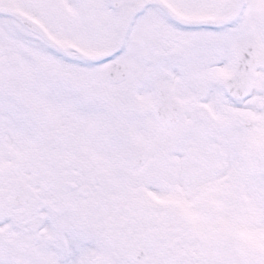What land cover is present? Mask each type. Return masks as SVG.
Segmentation results:
<instances>
[{
  "label": "rangeland",
  "instance_id": "rangeland-1",
  "mask_svg": "<svg viewBox=\"0 0 264 264\" xmlns=\"http://www.w3.org/2000/svg\"><path fill=\"white\" fill-rule=\"evenodd\" d=\"M88 1V2H87ZM110 0H65L64 3L58 5L57 14L54 8V3L50 0H42L41 6L45 5L44 9L41 11L39 7H37L35 14L41 17L42 21L47 27H55L64 29L66 28V23L70 20L81 19V14L88 13L90 16L89 22L87 26L94 30H100L101 27L105 29L108 26L111 31L108 32L109 35L113 36L115 30H118L122 19L131 11L133 5L140 0H123L121 6L117 10H112L109 6ZM172 2V6L176 11H187L189 15L186 16H204V15H218V13H214L218 11V8L222 7L223 1L221 0H168ZM214 1V2H212ZM264 0H248L247 7L251 10H258V12L264 11ZM88 4L89 9H82L83 5ZM5 4H0V6ZM155 11L153 17L150 19L151 23H155L159 26V30L154 26L157 31V34L160 32H166V30L170 29L165 25L164 19L160 17V14L156 12V9H148V11ZM251 10H247L241 20V22L237 26L232 27H223L220 29H211V28H192V29H184L187 30L184 35V39L180 45V53L175 56L176 63L178 64L179 60H188L192 59V61L197 60L208 61L210 57L212 59L220 58L222 56L230 55L232 50V45L230 41L233 36H237L239 31H249L252 34L258 33L261 27H264L261 24V20L263 17L257 15ZM76 11V12H75ZM144 12L143 16L138 20V25L142 24L144 20L148 17L149 12ZM146 13V14H145ZM191 13H194L191 14ZM56 15V16H55ZM185 15V14H182ZM1 18V17H0ZM56 20V21H55ZM107 22V25H105ZM151 23L149 25L151 26ZM146 24V27H149ZM16 24L12 23H0V39L9 44L13 43L16 48L22 49L25 46L26 52L24 53L25 60H34V67H30L29 70H25L24 67H19L12 70H5L2 65H0V91L7 90L6 83H8V87L11 86L10 90L15 92H22L23 90L27 93L35 92L37 93H46L44 96L42 103L36 100L33 101L28 94V99L30 101L31 106L38 107L39 111L36 112L32 108L30 110L25 106V102H20L18 104H10L8 103V95L4 94L2 97L0 96V113L4 111L7 112V116L4 118H0V136L5 133V130L8 129V136L11 137L14 141L18 142L19 155L20 159H50L51 157H63L69 158L71 157L75 151H83L76 150L74 147H64L63 143H58L55 133L53 130L46 129L43 130L40 123V116L44 114L47 118L48 115L55 116V120L57 115L64 114L67 110H72L79 119L85 123L88 127L89 131V140L87 149L92 152L98 153L101 160H105L107 158L112 159L116 157V152H105L103 146L108 141H115V138L112 137V134L116 136V130L112 131L108 128L114 120V112L110 106L106 105L104 98H99L93 96L86 98V94L89 90L85 91L84 86H72L70 83L60 79L58 81V87L55 90L52 88L55 85V81L53 78L49 76L52 73L47 72L49 65H53L56 62L51 61V56L46 54L38 43L30 40L27 36L23 35L21 32L16 30ZM105 26V27H104ZM18 27V26H17ZM106 27V29L108 28ZM170 28L171 25H169ZM2 28H6V33L2 32ZM137 30V27L135 28ZM153 32H146L144 30L143 34L146 37L152 38ZM115 38V35H114ZM240 38V37H239ZM21 42V45H18L17 41ZM236 40V39H235ZM162 43V40L160 41ZM77 46L81 49L89 48L90 45L77 41ZM142 45L147 47V43L142 40ZM161 49V46H158ZM136 46L134 44H130V51H135ZM60 59V58H59ZM68 66L59 65L58 68L60 70L69 69L72 71H77L73 73L74 77H89L87 75L88 70L82 69L79 66L80 64H76L73 62H68ZM190 68V65L185 69L186 71ZM33 71L30 74V70ZM93 75H100L99 70H92ZM25 75L27 77V81L23 83L22 87H17V82L22 76ZM28 76H31V80L29 81ZM45 80L47 86L51 89H47L42 91V83ZM76 81L78 79H75ZM140 88L146 89L148 88V81L145 79ZM218 89V83L215 80L209 86L208 90L214 91ZM82 94L80 97L73 100V95ZM41 95V94H38ZM13 96V95H12ZM150 97L145 96L141 98L138 102V105L128 106V110L119 111L123 113L122 117H119V121L123 122L125 120H130L136 123L139 126H143V123L149 121V101ZM17 100V99H15ZM251 102H244L242 104L229 102L226 100L219 99V103L217 106H213L212 102H207L208 110L210 109V113L203 111L202 114L198 116V119L194 117L195 115H187L193 118V121L184 120L183 123L187 124V132L184 131L185 127L181 129L174 130L170 132L166 138L171 139V144L175 143L178 146L174 150H171L170 154H174L176 157L180 156L184 153L181 147H179V140L183 142V135L190 134V126L192 124H202L207 125L208 123H214L219 128L224 129L225 126H230L233 129V139L231 141V145L228 147V152L234 156H240V160L234 163V171L242 170L246 168L247 163L240 162L241 160L249 161V165L251 168L255 169L257 172H260L264 169V111H258L257 109H253L251 106ZM223 104V106L229 109L232 114H220L219 113V105ZM189 113L190 106H188ZM241 115H246L252 117L256 121V125L254 129L250 132H245L238 125V118ZM52 119V118H51ZM102 127V129L99 127ZM182 125V124H181ZM180 127V126H179ZM64 136L69 138L71 133L78 134V138H85V129L83 126L67 122L65 124ZM204 135H208L207 128L203 131ZM210 135V134H209ZM43 140V142H41ZM226 142L224 141L223 144ZM216 146V144L212 145ZM223 149L225 147H218V149ZM86 155V153L84 152ZM9 168L7 171H3L4 177L7 180V183L14 180L17 177H20L23 181L29 183L32 188L38 191V182L41 181V176L39 175V170L33 169L31 166H26L25 169L22 170L20 164H16L13 162V158H8ZM81 161L73 160L68 164L69 172H72L73 175L81 174V172L86 173L87 175H94L91 173V168H83L87 167ZM62 163H58L57 170L62 169ZM64 175V174H63ZM260 177V175L252 174L250 177L248 176L247 182L244 184V187L237 192H233L232 188L235 187V179L231 181L226 188H229L228 194L222 196V199L217 203L227 204L229 197L232 202L234 195L235 197V208H238L239 211L236 215V218L232 217L235 210H230L229 214L231 215L229 221L231 225L237 226V232H242L239 230L240 226L244 224H254L248 226H244V230L250 229L245 235V232H242L241 238H226V232H230L231 227L227 224L221 222V220L215 221L217 219L211 218L207 221V224H210L212 221L217 223L219 222V226H210L211 229L220 228L222 231V237L216 238L217 240L225 239L228 240V243L217 242V264H264V190L258 187L256 180ZM261 176L257 181L261 184ZM87 181V180H86ZM49 185V181L47 179L43 180L42 186L47 187ZM186 182L182 181V189L175 190L171 193L176 199L177 208L179 211L185 215L190 217L192 211L203 212L206 210L207 205L205 207L198 208L199 203H197L200 198L199 196H195L192 207L189 208L190 213L187 210L184 211V203L185 199L188 198V195L191 194L189 190L184 188ZM40 189V188H39ZM3 187L0 186V238H34L33 230L30 228H22L21 223L17 221L16 214L11 215L4 210V194ZM219 191H223V189H219ZM232 191V192H231ZM65 192V190H64ZM219 192H210L208 195L213 197H218L216 195ZM199 194V193H198ZM205 194V193H204ZM52 196H58V198L63 199L67 198L66 192L64 195L62 193H58L55 190L52 193ZM70 196V194H68ZM182 204V205H180ZM215 204V203H214ZM176 214V212H174ZM29 212L27 214L29 218ZM105 221V226L111 228L110 225L107 224V219ZM200 223L202 220H199ZM103 222V219L100 220ZM258 224L259 228L255 229V224ZM158 221H156L155 229L153 232H150V228L145 227V222L142 224H137L136 230L130 231L127 233L125 238H130V240H135L132 238H159L158 236L164 228L161 226L158 228ZM186 227L187 225L184 224ZM197 227V231L199 233L200 228L202 227L200 224L195 222ZM253 226V227H252ZM188 228V227H187ZM189 229V228H188ZM141 230V231H140ZM188 236L191 238H200L196 229L192 228L189 230ZM8 232V233H7ZM123 234L126 231H122ZM201 235V234H200ZM245 235V236H244ZM205 236V235H203ZM211 238V237H209ZM140 240V239H138ZM239 244L233 245L230 242H238ZM261 247V248H260ZM259 255V256H256ZM19 255L11 256L10 263L14 264L15 260ZM209 256V255H208ZM262 257V258H261ZM210 258V256H209ZM209 261V259H206ZM209 264V263H207Z\"/></svg>",
  "mask_w": 264,
  "mask_h": 264
},
{
  "label": "flooded vegetation",
  "instance_id": "flooded-vegetation-1",
  "mask_svg": "<svg viewBox=\"0 0 264 264\" xmlns=\"http://www.w3.org/2000/svg\"><path fill=\"white\" fill-rule=\"evenodd\" d=\"M14 239V238H12ZM120 238H101L99 241H95L93 247L95 248V254L98 256L99 254L105 253L103 249V243L107 241L109 244V248L113 249V252L116 254H121L122 250L126 247V244H123L121 240H117ZM6 246H14V245H8ZM36 248L39 251L40 255L46 256L47 258L51 255V252L55 249H58V243L57 238H36L35 241H27V244L24 246V249L29 248ZM112 253H105L103 258H100L97 264H129L128 262L122 263L120 260L117 262H113L111 258H108V256ZM173 253H176L175 251ZM106 254H109L108 256ZM152 256L154 257L153 264H170V258L167 254V252H164L163 250H153L151 251ZM35 264H47V261L41 262L37 260ZM135 264V263H132Z\"/></svg>",
  "mask_w": 264,
  "mask_h": 264
},
{
  "label": "water",
  "instance_id": "water-1",
  "mask_svg": "<svg viewBox=\"0 0 264 264\" xmlns=\"http://www.w3.org/2000/svg\"><path fill=\"white\" fill-rule=\"evenodd\" d=\"M142 7H139V10L141 9Z\"/></svg>",
  "mask_w": 264,
  "mask_h": 264
}]
</instances>
